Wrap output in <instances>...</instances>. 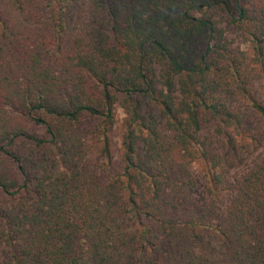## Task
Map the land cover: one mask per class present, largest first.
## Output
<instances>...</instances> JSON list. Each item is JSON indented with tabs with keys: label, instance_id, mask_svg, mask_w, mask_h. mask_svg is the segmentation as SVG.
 Masks as SVG:
<instances>
[{
	"label": "trees",
	"instance_id": "16d2710c",
	"mask_svg": "<svg viewBox=\"0 0 264 264\" xmlns=\"http://www.w3.org/2000/svg\"><path fill=\"white\" fill-rule=\"evenodd\" d=\"M0 244L264 264V0H0Z\"/></svg>",
	"mask_w": 264,
	"mask_h": 264
},
{
	"label": "rangeland",
	"instance_id": "374dc122",
	"mask_svg": "<svg viewBox=\"0 0 264 264\" xmlns=\"http://www.w3.org/2000/svg\"><path fill=\"white\" fill-rule=\"evenodd\" d=\"M122 118H123L122 111L119 110V111L117 112V117H116L117 125H119V123H120V121H121ZM1 248H2V246H1V244H0V250H1ZM0 260H1V258H0Z\"/></svg>",
	"mask_w": 264,
	"mask_h": 264
}]
</instances>
